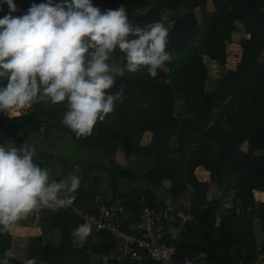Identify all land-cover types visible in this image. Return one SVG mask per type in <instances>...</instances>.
Returning <instances> with one entry per match:
<instances>
[{
	"label": "trees",
	"instance_id": "obj_1",
	"mask_svg": "<svg viewBox=\"0 0 264 264\" xmlns=\"http://www.w3.org/2000/svg\"><path fill=\"white\" fill-rule=\"evenodd\" d=\"M212 1L215 10L208 11ZM22 15L40 0H13ZM102 10L115 9L123 3L130 22L141 28L160 22L168 29L167 50L172 59L156 77L145 68L126 71L124 56L115 50L110 67L120 64L109 91L122 89L123 100L104 121H98L91 135L77 138L62 123L64 103L37 100L20 115L4 117L0 128L12 134L25 132L31 125L45 132L56 131L71 136L80 145L106 153L111 168L91 162L83 164L81 179L73 204L64 209L35 210L40 213L42 235L25 239L27 258L36 264H115L116 240L109 233L90 234L82 245L73 244V229L84 220L80 213L96 214V196L110 172L113 201H123L131 210L136 202L130 197L145 193L152 206L169 208L155 189L170 192L175 209L188 213L186 230L177 239L178 256L204 254L201 264H264V241L258 244L252 232L255 219L264 231V0H93ZM24 9L18 10L17 6ZM200 9V18L196 10ZM9 6L0 0V17ZM237 30L249 37L241 43L249 57L242 71L225 67L226 42ZM207 59L225 70L215 81ZM229 64L234 66L232 57ZM4 81H0L3 83ZM216 84L213 89L207 86ZM146 132L151 140L144 142ZM246 145V149L243 148ZM119 158L152 164L144 175L148 189L133 188L118 193V178H133V173ZM47 153L34 155L42 166L49 164ZM202 167L209 178L201 180L196 169ZM53 176V175H52ZM54 177V176H53ZM59 179L58 177H54ZM211 187L232 193L231 206L221 213L222 205L209 198ZM103 199H105L103 197ZM173 206V207H175ZM176 211V210H174ZM133 223L136 218H131ZM167 233L180 225L170 223ZM59 233L54 241L53 234ZM51 236V237H50ZM13 237L0 233V256L11 249ZM9 264H24L15 256ZM133 264H161L149 258Z\"/></svg>",
	"mask_w": 264,
	"mask_h": 264
},
{
	"label": "clouds",
	"instance_id": "obj_2",
	"mask_svg": "<svg viewBox=\"0 0 264 264\" xmlns=\"http://www.w3.org/2000/svg\"><path fill=\"white\" fill-rule=\"evenodd\" d=\"M2 2L9 13L0 17V113L19 114L37 100L64 103L62 123L77 138L86 137L123 100L122 89L109 91L115 50L123 53L126 71L143 67L151 77L172 59L167 27L133 25L123 3L102 10L93 0H40L17 16L13 0ZM80 183L75 173L54 178L31 149L0 142V233L32 211L71 206ZM73 234L85 241L89 225H78ZM13 256L6 250L0 264ZM24 264H36L35 257Z\"/></svg>",
	"mask_w": 264,
	"mask_h": 264
},
{
	"label": "built area",
	"instance_id": "obj_3",
	"mask_svg": "<svg viewBox=\"0 0 264 264\" xmlns=\"http://www.w3.org/2000/svg\"><path fill=\"white\" fill-rule=\"evenodd\" d=\"M24 110H19V113ZM45 129L46 126L43 124L41 131L44 132ZM129 199L136 202L131 210L126 209L123 201L111 202L98 194L96 196L98 212L80 213L84 223L89 225L90 234L105 232L115 238L116 248L113 256L115 264H133L144 258L161 264H201L204 254L177 258V239L186 230L187 221L192 219L190 214L154 207L145 193H138ZM133 215L136 218L135 223L131 221ZM177 217L180 219V225L174 227L168 234L170 223Z\"/></svg>",
	"mask_w": 264,
	"mask_h": 264
},
{
	"label": "crops",
	"instance_id": "obj_4",
	"mask_svg": "<svg viewBox=\"0 0 264 264\" xmlns=\"http://www.w3.org/2000/svg\"><path fill=\"white\" fill-rule=\"evenodd\" d=\"M214 10L215 8L213 2L209 1L208 11L212 12ZM196 12L198 17L200 18V9H197ZM244 36L249 37L250 35L249 34L245 35L240 31L235 30L232 34V40L231 39L225 40V42L227 43L225 67H227L228 69H232L238 72L242 71L249 57L248 47H246L240 42L241 38ZM230 55H233L235 59L237 58L240 60V63H238L237 65L238 67L229 64V58L231 57ZM207 61L209 60L207 59ZM209 62L211 65L216 64L211 61ZM20 114L21 113L15 114L13 116H17ZM4 133H6V131L3 128H0V142H6L10 146L18 147L16 144L19 141L18 140H17L18 142L16 140L14 141V139L16 138L15 136L20 135L21 132L19 130H16L14 133L8 134L9 136H5ZM25 134H26L25 137H27L28 139V146L24 148L31 149L34 155L41 152L47 153V156L49 157L48 159L49 164L44 166L48 168L49 172L54 177L60 178L62 175L75 173L79 175L80 178L82 179L84 178L83 164L85 162H91L97 166H108L111 168L109 159L105 152L94 148H87L86 146L80 145L69 135L58 133L56 131L44 133L41 131V128H37L35 125L29 126V128L25 130ZM151 136L152 135L150 132H146L144 135L145 139L143 138L144 142H149L151 140ZM58 141H59L58 144H60L61 147H57ZM68 141L74 142V150L72 151L71 154L72 157L70 158L68 156V162H65L64 160H61L62 158H60V156H62L61 154L64 153V151L62 150V144ZM61 162L63 163L62 166H61ZM131 162H133L130 166L131 172L134 173L135 175L137 174L138 176L142 175L141 179L137 180L138 178H125V177L119 178L118 193H126V192L130 193L133 188L148 189L150 186L147 177L143 175L144 172L147 169H149L152 164H148V162L139 161V160L135 161L134 159L131 160ZM197 169H199L202 173H204V175H202L203 178L199 177V179L207 180L209 178L208 172L205 171L202 167H198ZM112 190L113 189L111 186V174L110 172H105L104 181L100 186V193L102 194V197L105 198V200H111V197L113 196ZM163 191L165 190L160 188L155 189V192L157 193L158 196L160 197L164 196L163 198H165V195H162ZM170 199L174 203L170 195L169 197L165 198V201L169 203ZM170 206L172 210L179 211L178 209H175L176 206L174 204H170ZM39 219H40V213L32 211L20 217L13 224L11 231L10 232L8 231L13 237V244H14L13 253L15 257H16L15 254L16 251L18 249L20 251V248L17 246L19 245L22 246V244L24 245L23 242H25V239L31 237H38L42 235V230L38 225Z\"/></svg>",
	"mask_w": 264,
	"mask_h": 264
},
{
	"label": "rangeland",
	"instance_id": "obj_5",
	"mask_svg": "<svg viewBox=\"0 0 264 264\" xmlns=\"http://www.w3.org/2000/svg\"><path fill=\"white\" fill-rule=\"evenodd\" d=\"M17 9L18 10H22V9H24V7L19 5V6H17ZM245 35H248V34H245ZM231 40H232V36H231ZM226 47H227V43H226ZM230 56L232 57V60L234 61V66L238 67L237 65H238V63H240V60L237 59V58L235 59V57L233 55H230ZM262 59H264L263 56H262ZM207 62H208L209 68H210V73L212 75V78L215 79V81H217L218 79L222 78L225 75V70L220 68L218 64L217 65L216 64L215 65H211L209 61H207ZM119 65L120 64L115 63L112 67H110V72L113 75V77H114L115 73L120 71V66ZM214 86H216V84H214V83L212 85H208L207 89L208 90L213 89ZM1 115H3L4 117L9 116L6 113H3ZM8 134L9 133H7V134L4 133L5 136H9ZM25 135H26L25 132H21L20 135L15 136L16 138L14 139V141L15 140L19 141V142L17 141L18 143L16 142L17 143L16 145L19 148H21V147L24 148V147L28 146V139H27V137H25ZM9 141H11V140H9ZM58 143H59V141L57 142V147H61L60 144H58ZM243 148L246 149L247 148L246 145H243ZM62 150L64 151V153L61 154L62 156H60V158H62L61 160H64L65 162H68V156L70 158L72 157L71 154H72V151L74 150V142L68 141L66 143H63L62 144ZM118 160L120 162H123L124 165L127 168H129V169L131 168L130 166L133 163V162H131L130 159H127V158H119ZM62 164L63 163L61 162V166H62ZM196 171H197L198 177L203 178L202 175H204V173H202L199 169H196ZM141 176L142 175L138 176L137 174L136 175L134 174L133 178H138L137 180H139V179H141ZM143 176H145V175H143ZM169 194H170V192L168 190H165V191L162 192V195H165V198L169 197ZM232 196H233L232 193L224 194V193L220 192L219 190H217L215 187H211L210 192H209V198L211 200L216 199L217 201H219L221 203V205H222V207H221L222 209L220 210L221 213H223V212L225 213L227 208L231 206V198H232ZM162 197H164V196H162ZM255 197L258 200L264 201V194H259V193L255 192ZM168 204H174V203L170 199ZM252 232L254 234V237L257 239L258 244H261L264 241V231L262 230V228L260 226V223L258 222L257 219H255V221H254V227H253ZM53 235H54L53 236V240L54 241H56L59 238V236H60L58 232H55ZM82 243H83V241L79 240L73 234V244L76 245V246H80V245H82ZM24 245H25V243H24ZM17 247L20 248V251L17 248L18 250L15 253L16 254V258L20 259V260H25L27 258L26 257L27 253L24 251L25 246H20L19 245Z\"/></svg>",
	"mask_w": 264,
	"mask_h": 264
}]
</instances>
